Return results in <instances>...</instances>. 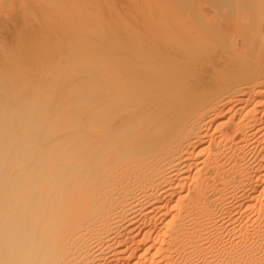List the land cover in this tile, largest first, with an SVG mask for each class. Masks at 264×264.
Instances as JSON below:
<instances>
[{"label": "bare ground", "instance_id": "1", "mask_svg": "<svg viewBox=\"0 0 264 264\" xmlns=\"http://www.w3.org/2000/svg\"><path fill=\"white\" fill-rule=\"evenodd\" d=\"M0 264H264V0H0Z\"/></svg>", "mask_w": 264, "mask_h": 264}]
</instances>
